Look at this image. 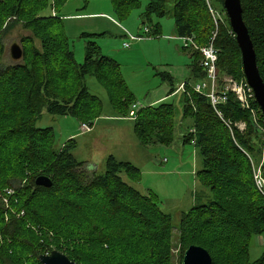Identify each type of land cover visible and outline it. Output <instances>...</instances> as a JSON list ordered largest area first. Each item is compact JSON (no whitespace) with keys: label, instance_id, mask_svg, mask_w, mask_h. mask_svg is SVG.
I'll return each instance as SVG.
<instances>
[{"label":"trees","instance_id":"trees-1","mask_svg":"<svg viewBox=\"0 0 264 264\" xmlns=\"http://www.w3.org/2000/svg\"><path fill=\"white\" fill-rule=\"evenodd\" d=\"M67 1L0 0V56L2 35L10 31L12 25L21 23L30 32V36L22 38L20 44L23 64L0 68L1 96L14 98L7 103L15 102L13 105L16 106L21 102L19 110L13 111L16 121L0 134V148L22 141L23 164L29 173L25 187L11 198L17 199L18 205L14 208L18 214L22 213L19 218L23 217L10 216L2 223L4 214L0 208V235L30 250L20 232L25 229L26 220L35 226L46 223L42 214L46 207L41 203L57 206L73 203L81 209L89 204L110 205L114 206L112 214L125 216L123 220L130 221L127 226L131 225L129 227L133 228L135 235L148 245L151 264H169L170 218L161 211L157 197L152 194L153 199L144 196L131 186L141 181L139 169L128 162L108 157L104 173L98 175L93 168L88 170L84 163L75 160L72 155L75 146L71 145V140L72 143L68 141L59 149L55 146L53 130L36 126L43 112L69 117L77 122L98 120L103 110L102 103L89 93L85 85L86 77H93L105 90L112 110L121 118H127L132 105L136 104L117 62L103 56L100 47L91 39L86 42L82 64L76 63L61 21L51 16L52 6L59 15L58 11ZM109 1L119 19L126 18L133 9L139 8L137 0ZM214 1L216 4L223 2ZM83 2L87 4V0ZM240 4L242 20L253 44L257 68L264 83V0H240ZM172 10L177 37L192 36L199 46L209 42L213 21L208 13L207 0H173ZM165 14V0H149L141 15V26L149 24L152 32L157 34L160 25H152L150 18L161 19ZM83 36L91 38L93 35ZM34 41H38L39 48ZM213 45L219 51L217 69L220 75L239 81L244 79L240 52L229 25L228 28L219 27ZM196 56L200 57L198 53H192L191 70L195 81L204 78L201 69H196ZM160 76L172 83L168 74ZM174 90L171 85L168 94L172 95ZM181 96L182 118L192 121L191 130L182 137V143L192 145L198 151L202 170L197 172V179L211 194L208 203L195 205L183 214L179 231L181 248L184 252L192 245L202 247L209 253L212 264H264V252L255 261L249 259L251 241L264 234V198L253 181L248 158L252 156L253 149L236 128L240 122L248 129L254 127L253 118L249 111L240 107L233 94H229L227 101L217 106L216 110L201 95L190 92L188 96ZM2 101L3 98H0V104ZM252 105L259 109L256 103ZM174 112L171 104L136 110L133 129L139 143L144 146L149 140L148 132L161 129L162 138L169 140L160 138L156 143L170 145L174 139L171 136ZM258 114L264 118L260 111ZM89 115L92 117H87ZM38 176L50 178L52 186L44 188L35 185L34 180ZM1 177L0 196L2 190L11 185L10 182L25 179L23 173L13 175L10 171H4ZM53 212L48 211L56 216ZM112 220L114 224L111 223V228L117 229L120 222L115 218ZM123 229L119 230L124 232ZM126 229L129 231L128 227ZM99 233L96 243L89 245L85 241V245L98 250L97 264L137 262L138 254L130 256L139 242L131 240L133 233H129L127 240L129 254L119 247L124 241L116 232L109 238H103L102 231ZM7 251V248L0 250V264H17ZM51 251L34 252L30 258L35 264H40L38 257Z\"/></svg>","mask_w":264,"mask_h":264},{"label":"rangeland","instance_id":"rangeland-1","mask_svg":"<svg viewBox=\"0 0 264 264\" xmlns=\"http://www.w3.org/2000/svg\"><path fill=\"white\" fill-rule=\"evenodd\" d=\"M165 1V16L161 19L152 16L150 23L161 26L163 38H166L164 36L175 38L172 19L173 0ZM138 2L139 8L133 9L123 21L118 20L116 15L112 13L114 10L112 9L111 2L108 0H88L85 10H82V7H84L83 0H69L62 7V11L59 10L58 13L61 11L60 14H63L65 11L73 15H83L80 13L109 11L114 19L116 18L117 21H115L121 28H124L132 35H139L142 32L138 29L141 25L139 15L144 10L148 0H139ZM52 8L54 9L53 6ZM207 8L210 16L209 9L214 10L215 20L211 16L213 21L211 36L213 33L217 35L220 26L228 28L229 23L225 15L223 2L216 4L214 0H207ZM57 16L61 18L59 15ZM63 23L65 24L64 35L74 53L76 63L82 64L84 60L86 41L90 39L94 41L100 47L104 56L117 61L123 80L127 88L134 94L133 96L139 109L145 108L144 106L154 96L163 97L165 91L166 96L170 86L169 81L162 79L160 74L166 73L170 76L173 89L181 82L188 80L185 79V71L193 60L188 58L186 53L190 52L191 54L192 52L186 48L183 49L182 42L180 41L161 38L152 40L153 42L135 44V42L129 41L128 38L122 37L123 35L120 33L121 29L117 24L112 22L108 23L110 24L108 26L109 29L104 33L86 38L83 36V32H78V28L70 26L72 23ZM28 36H30L29 30H26L21 23L12 25L10 31L2 35L0 68L23 64V58L20 61L11 59L10 47L13 44H18L21 47L22 38ZM34 42L36 48H39L38 41ZM125 43L130 45V48H124L123 45ZM196 63V69L200 70L199 56H196ZM220 77L223 76L220 75ZM236 81L240 82L241 80ZM85 85L91 95L102 101L106 112L108 111L111 114L112 111L109 108L110 104L105 90L93 77H86ZM0 98H3L0 104L1 134L4 129L16 121L13 111L19 110L21 102L18 103V106L13 105L15 102L13 104H10L11 102L7 103L10 101L9 99L13 100L14 98L9 96L2 97L1 92ZM182 100L180 94L164 99V104L173 105L175 110L171 134L172 139H174L168 146L156 143V140L163 137L161 129L150 130L147 137L149 140L144 145L145 147L142 146L134 135L132 128L134 121L131 120L130 115H128L127 119L121 121L102 117L90 122H77L75 119L69 117H58L43 113L36 122L37 128H51L53 130L55 146L59 149L63 144H66V141L72 139L73 143L71 141L68 143H72L71 145L75 146L72 151L73 157L76 161L84 163L88 170L95 168L98 175L104 173L105 163L110 154L115 155L122 161H129L130 164L139 169L142 179L139 183L132 184L131 186L144 196H150L152 199L154 196L157 197L156 200H158L161 211L170 218L169 264L182 263L184 252L181 248V235L179 231L183 214L189 212L195 205L206 204L211 199L209 190L197 179V172L202 170L201 157L198 151L192 145L182 144V137L187 135L192 127L191 119L182 118ZM251 103L249 102V105L252 108ZM87 117L92 116L89 115ZM260 119L259 114H256L255 119H253L254 127L250 129L243 122L236 124L238 132L245 136V140L249 142L251 149H253L251 157L255 164L259 161L261 151L264 148V124L259 123ZM254 122L258 123L260 128ZM81 124L91 125V130L88 133L80 134L79 127ZM73 131L77 135L67 139L68 135ZM163 140L168 142L169 139L165 138ZM21 142L10 147L0 148V174L4 171H10V174L18 175L19 173H23L25 176V179L22 178L23 180L21 181L15 180L10 182L11 185L2 190V195L0 196V208L4 214L2 223L6 222L10 216L18 217V219L23 217L19 218L22 213L18 214L19 212L14 208V206L18 205L17 199L15 197L14 200L11 199L15 196V193L17 194L23 189L22 187H25L24 185L27 184L29 174L26 172L27 168L23 164V145ZM123 179L125 180L124 177ZM0 181H2V177ZM7 192H10V194ZM151 194L154 196L152 197ZM41 205L46 207L42 212L46 223L35 226L30 223V220H26V227L20 232L22 240L27 242L30 250L20 244H13L11 240L0 235V250L3 251L7 248L8 255L14 257L17 264H35L30 258L31 254H34V252L39 253L43 250H57L78 261L79 264H97L95 259L99 254L98 250L91 249V246L85 245V241L87 240L89 245L96 243L95 241L100 231L103 233V238H109L113 232H116L124 241L119 247L124 249L126 254H129L127 246L129 233L134 234L131 240L135 239L139 241L136 250L130 252V256L138 254L136 256L137 262L130 260L121 264H151V260L148 259L150 257V254L148 256V245L144 240L135 235L133 228L129 227L131 225L127 226L129 220H123L124 218L126 219L125 216L117 212H115L117 215L112 214L114 206H95L94 204H89L81 209L73 203L72 205L61 204L59 206L46 205L45 203H41ZM50 210H53L56 216L50 215L48 213ZM113 218L120 222L116 226L117 229L111 228V223L114 224ZM126 227L129 228V231ZM121 228H124V232L119 230ZM263 252L264 234L254 237L251 241L249 247L250 261L258 259ZM121 255L124 256V253H121ZM115 263L119 264L118 261H115Z\"/></svg>","mask_w":264,"mask_h":264},{"label":"built area","instance_id":"built-area-1","mask_svg":"<svg viewBox=\"0 0 264 264\" xmlns=\"http://www.w3.org/2000/svg\"><path fill=\"white\" fill-rule=\"evenodd\" d=\"M209 12L215 20L213 11L209 9ZM51 16L53 18H59L53 8L51 10ZM151 33V27L144 26L140 36H131L127 33L125 36H127L128 40L131 42L159 38L158 35L152 36L153 34ZM215 38L216 33H213L209 39V42L205 46L197 45L192 36L177 38V40L182 42L186 49L190 50L192 53L195 52L200 55L199 68L201 69L204 78L196 82H189L188 80L181 82L175 88L173 95L180 94L188 96L190 92L196 93L207 98L210 102V105L216 110L217 106L224 104L227 101L229 94H233L237 97V101L239 102L240 106L243 109L249 110L250 108L248 102L252 100V96L250 95V88L247 89L248 86L245 80L242 79L240 82H238L229 76H219V71L217 69L218 51L213 46ZM128 46L129 45L127 43L124 44V47ZM140 109L138 108L137 104L132 105L129 112L132 121H135L136 119L135 110L140 111ZM251 113L252 116H255L252 110ZM217 114L220 116L219 113ZM90 130L91 125L88 126L87 124H81L79 127L80 134L88 133ZM251 167L255 188L264 198V148L261 151L259 161L256 164L252 163ZM7 193L10 194V192Z\"/></svg>","mask_w":264,"mask_h":264},{"label":"water","instance_id":"water-1","mask_svg":"<svg viewBox=\"0 0 264 264\" xmlns=\"http://www.w3.org/2000/svg\"><path fill=\"white\" fill-rule=\"evenodd\" d=\"M223 8L228 18L229 28L234 34L235 42L240 52L243 77L253 91L256 104L264 116V83L257 68L253 44L242 20L240 0H223ZM10 57L14 61L22 60L23 51L18 44H13L10 47ZM34 183L44 188L52 186L51 179L46 176L36 177ZM38 261L40 264H76L57 250H52L49 254L40 255ZM181 264H212V260L205 249L192 245L184 251Z\"/></svg>","mask_w":264,"mask_h":264},{"label":"crops","instance_id":"crops-1","mask_svg":"<svg viewBox=\"0 0 264 264\" xmlns=\"http://www.w3.org/2000/svg\"><path fill=\"white\" fill-rule=\"evenodd\" d=\"M109 1V0H108ZM137 1H139V0H137ZM149 1V0H148ZM68 2V1H67ZM84 3V2H83ZM87 3H88V0H87ZM148 3V2H147ZM66 4V3H65ZM64 4V5H65ZM63 5V6H64ZM85 5V7H82V10H85L86 8H87V6H86V4H84ZM147 5V4H146ZM62 6V7H63ZM62 7L60 8V10L62 9ZM146 7V6H145ZM112 9H113V7H112ZM145 9V8H144ZM62 11V10H61ZM61 11H60V13H61ZM144 11V10H143ZM143 11L141 12V14L139 15V17H140V19H139V21L141 22V20H142V13H143ZM132 12V11H131ZM59 13V16L61 17V18H56L57 20H59V21H61V23H62V26H63V32H64V26H65V24L63 23V22H70V23H72V24H70V26H73V27H75V28H78V32H83L82 34L83 35H95V34H102V33H104L106 30H108L109 28H108V26L110 25V24H108L109 22L111 23H115V24H117L118 26H119V28L121 29L120 30V33H121V35H123L122 37H126L127 38V36H125L124 34H129V35H131V36H140L141 35V33L138 35V34H136V35H132V34H130L127 30H125L124 28H121V26L116 22L117 20H116V18L118 19V20H121V21H123V19L121 18V19H119V17H117L116 16V18L114 19V17L112 16V14L109 12V11H94V12H90V13H80V14H83V15H73V14H71L70 12H65L64 11V13L63 14H60ZM112 13L114 14V15H116L115 13H114V11H112ZM172 19H173V13H172ZM116 20V21H115ZM144 26H149V24L148 25H143V27ZM143 27L140 25V27L138 28L140 31H142V29H143ZM150 27V26H149ZM123 29V30H122ZM159 33H151V34H153L152 36H156V35H158L159 36V38H157V39H161V38H163V33H162V28H161V26L159 27ZM173 33H174V36H175V38H173V37H171L169 34V36L170 37H168V36H164V37H166V38H163V39H171V40H175V41H179V40H177V38H179V37H177L176 36V32H175V29H174V25H173ZM152 40H155V39H151V40H147V39H145V40H141V41H136L135 42V44L136 43H140V42H153ZM87 42V41H86ZM94 42V41H93ZM182 45V48H184L185 49V47L183 46V44H181ZM130 46V45H129ZM129 46H128V48H129ZM124 47V46H123ZM124 48H127V47H124ZM101 50V49H100ZM102 53V52H101ZM186 53V52H185ZM187 54V57L188 58H190L191 60H193V57H192V53L190 54V52L189 53H186ZM103 55V54H102ZM104 56V55H103ZM106 57V56H105ZM108 58V57H107ZM109 59H112V58H109ZM112 60H114V59H112ZM114 61H116V60H114ZM117 62V61H116ZM188 67V69L185 71V74H186V78L185 79H188V81L189 82H191V81H194V82H196V81H199V80H194V78H193V74H192V70H191V67H192V63H191V65H188L187 66ZM123 77V76H122ZM170 77V76H169ZM191 78L193 79V80H191ZM190 79V80H189ZM187 81V80H186ZM97 82V81H96ZM98 83V82H97ZM99 84V83H98ZM169 90L171 89V85H172V87H173V83H169ZM174 88V87H173ZM130 90V89H129ZM169 90H168V92H167V94H166V96H165V93H166V91H165V93L163 94V97H157V96H154L150 101H148V104L146 105V106H144V107H156V106H159V105H162V104H164V99L165 98H167V97H173L174 95L172 94V95H169L168 93H169ZM131 91V90H130ZM131 93H132V91H131ZM132 95H134L133 93H132ZM134 97V96H133ZM97 98V97H96ZM135 98V97H134ZM99 99V98H98ZM100 100V99H99ZM101 101V100H100ZM108 102H109V100H108ZM101 103H102V101H101ZM136 103V102H135ZM110 104V103H109ZM170 105V104H169ZM102 107H103V110H102V113H101V117L100 118H113V120H115V121H121V120H123V119H127V118H121L120 116H118L113 110H112V108H111V106H109V108H110V110L112 111V113L111 114H109L108 113V111L106 112V110H105V105L102 103ZM44 113V112H43ZM106 113V114H105ZM133 127H134V123H133ZM132 127V128H133ZM191 130V129H190ZM133 132H134V129H133ZM77 135V133H75L74 131L72 132V133H70L69 135H68V137H67V139H70V138H72V137H74V136H76ZM135 135V134H134ZM136 137V136H135ZM72 142H73V140L72 139H70ZM70 140H68V141H70ZM138 140V139H137ZM68 141H66V142H68ZM183 144V143H182ZM64 145L65 144H63L62 146H61V148L60 149H62L63 147H64ZM165 146H168V145H165ZM75 148V147H74ZM129 149V148H128ZM118 152V151H117ZM109 154V153H108ZM108 157H113L115 160H117V161H121V162H128L129 163V161H122L121 159H118L115 155H113V154H110V155H108ZM76 160V159H75ZM94 170H95V168H94ZM96 171V170H95ZM141 179H142V175H141Z\"/></svg>","mask_w":264,"mask_h":264},{"label":"bare ground","instance_id":"bare-ground-1","mask_svg":"<svg viewBox=\"0 0 264 264\" xmlns=\"http://www.w3.org/2000/svg\"><path fill=\"white\" fill-rule=\"evenodd\" d=\"M211 8V7H210ZM213 8V7H212ZM214 9V8H213ZM214 11V10H213ZM226 15V14H225ZM218 25V24H217ZM232 33V32H231ZM124 46V45H123ZM214 46V45H213ZM128 48V47H127ZM126 48V49H127ZM129 48H130V46H129ZM220 76V75H219ZM243 80H245V79H243ZM194 82V81H193ZM246 82V81H245ZM247 84V83H246ZM248 86V85H247ZM250 87L248 86L247 87V89H249ZM250 90V95L252 96V100H250L249 102L251 103V104H255L256 103V101H255V97H254V94H253V91L251 90V89H249ZM235 98L237 99V97L235 96ZM249 102H248V104H249ZM239 103V102H238ZM240 105V104H239ZM258 106V105H257ZM241 107V106H240ZM242 108V107H241ZM249 110L248 109H243V110H247V111H249V113L251 114V116H252V113H251V110L254 112V114H255V116H256V114L258 115V113H259V111H260V109H258V110H256L254 107H253V105H252V108L250 107V105H249ZM259 108V107H258ZM214 109V108H213ZM135 112H136V110H135ZM261 112V111H260ZM217 113H219V112H217ZM220 114V113H219ZM262 114V113H261ZM219 116V115H218ZM220 116H221V114H220ZM255 116H252V118L253 119H255ZM255 123V122H254ZM259 123L260 124H264V118H262L261 117V119L259 120ZM256 124V126L258 127V128H260V125L258 124V123H255ZM228 125V124H227ZM248 158H249V160H250V163H251V165H252V163H253V160H252V157H249L248 156ZM180 264V263H179Z\"/></svg>","mask_w":264,"mask_h":264}]
</instances>
